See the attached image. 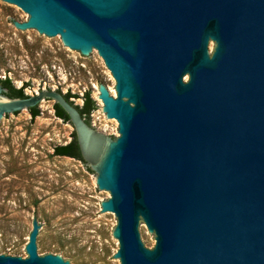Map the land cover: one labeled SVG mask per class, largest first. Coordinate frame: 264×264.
Returning <instances> with one entry per match:
<instances>
[{
    "label": "water",
    "instance_id": "water-1",
    "mask_svg": "<svg viewBox=\"0 0 264 264\" xmlns=\"http://www.w3.org/2000/svg\"><path fill=\"white\" fill-rule=\"evenodd\" d=\"M1 1L29 15L16 29L99 55L115 81L97 99L118 137L60 91L9 98L1 84L0 126L44 99L64 110L110 196L120 264H264V0ZM46 230L34 218L27 257L0 264H73L44 255Z\"/></svg>",
    "mask_w": 264,
    "mask_h": 264
},
{
    "label": "rangeland",
    "instance_id": "rangeland-1",
    "mask_svg": "<svg viewBox=\"0 0 264 264\" xmlns=\"http://www.w3.org/2000/svg\"><path fill=\"white\" fill-rule=\"evenodd\" d=\"M28 15L0 0V80L10 79L24 93L57 89L73 95L70 101L84 105L86 94L94 102L90 125L116 136L118 124L110 123L97 99L104 81L115 95V81L99 55L86 59L49 40L37 31L24 34L10 21ZM27 85V86H26ZM117 137V136H116ZM74 139L69 121L57 117L49 101L32 118L31 113L10 117L0 126V252L27 257L25 246L33 219L47 230L43 253L66 256L73 264H120L115 258L118 241L114 214L101 212L102 195L97 173L81 160L59 156L55 148Z\"/></svg>",
    "mask_w": 264,
    "mask_h": 264
},
{
    "label": "trees",
    "instance_id": "trees-1",
    "mask_svg": "<svg viewBox=\"0 0 264 264\" xmlns=\"http://www.w3.org/2000/svg\"><path fill=\"white\" fill-rule=\"evenodd\" d=\"M4 85L10 90L12 96H14V97H25L23 92L21 90L15 89L9 80L5 81ZM72 97H73V95H71V94H65V98L68 101H70V98H72ZM70 103H72V102L70 101ZM76 108L80 111V114L82 115L83 118L88 117L90 112L94 109V102L91 100L88 93L86 94V96L84 98V105L82 107L76 106ZM55 110H56V116L57 117H60L61 119L65 120V121H69L68 116L66 115L64 110L59 105H57V104L55 105ZM29 112L31 113L32 118L39 116V110L37 109V107L29 109ZM85 120L90 125L89 120H87V119H85ZM55 153H56V155H59V156L71 157V158H75V159L82 161V159L80 157L78 145L76 142L75 133H74V139L70 143H68L67 145L56 147Z\"/></svg>",
    "mask_w": 264,
    "mask_h": 264
},
{
    "label": "flooded vegetation",
    "instance_id": "flooded-vegetation-1",
    "mask_svg": "<svg viewBox=\"0 0 264 264\" xmlns=\"http://www.w3.org/2000/svg\"><path fill=\"white\" fill-rule=\"evenodd\" d=\"M15 6V5H14ZM28 17H29V15H28ZM10 21H11V23L13 24V26H14V21H17V20H15L14 18H10ZM27 21V20H26ZM18 22H20V21H18ZM24 22V21H23ZM15 27V26H14ZM16 28V27H15ZM34 30V29H33ZM36 31V30H35ZM45 36V35H44ZM7 80H9L10 82H11V80L10 79H7V78H4V79H1L0 80V84L2 85V87L3 88H6L7 89V93H6V96H8L9 98H24V97H14V96H12L11 95V92H10V90L4 85V82L5 81H7ZM11 84H12V86L15 88V89H17V90H21L22 92H23V94L25 95V97H28V96H35L36 94H39V92L40 91H46V90H57V89H39L38 91H35L34 92V94H31V95H27V94H25L24 93V89L26 88V87H24L25 85L23 84L21 87H19V88H16L14 85H13V83L11 82ZM27 86V85H26ZM57 91H59V90H57ZM43 101H52V100H46V99H44V100H42L41 102H43ZM40 102V103H41ZM39 103V104H40ZM38 104V105H39ZM55 105H56V103L54 102V111H55V114H56V110H55ZM29 110V109H28Z\"/></svg>",
    "mask_w": 264,
    "mask_h": 264
},
{
    "label": "bare ground",
    "instance_id": "bare-ground-1",
    "mask_svg": "<svg viewBox=\"0 0 264 264\" xmlns=\"http://www.w3.org/2000/svg\"><path fill=\"white\" fill-rule=\"evenodd\" d=\"M116 136L118 137L119 135L116 133Z\"/></svg>",
    "mask_w": 264,
    "mask_h": 264
},
{
    "label": "built area",
    "instance_id": "built-area-1",
    "mask_svg": "<svg viewBox=\"0 0 264 264\" xmlns=\"http://www.w3.org/2000/svg\"><path fill=\"white\" fill-rule=\"evenodd\" d=\"M119 135V134H118Z\"/></svg>",
    "mask_w": 264,
    "mask_h": 264
}]
</instances>
